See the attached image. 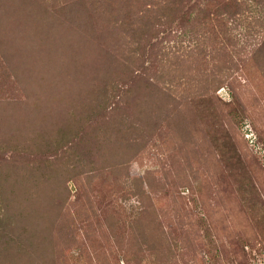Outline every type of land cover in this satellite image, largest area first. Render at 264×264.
I'll list each match as a JSON object with an SVG mask.
<instances>
[{"label": "trees", "instance_id": "obj_1", "mask_svg": "<svg viewBox=\"0 0 264 264\" xmlns=\"http://www.w3.org/2000/svg\"><path fill=\"white\" fill-rule=\"evenodd\" d=\"M135 1L120 0L122 13L111 27H104L103 21L99 25L81 0L0 1V46L5 45L0 55V264H75L78 258L68 254L75 241L89 236L93 228L88 225L97 223L99 229L103 221L112 229L118 213L131 225L125 241L138 249L146 242L159 264H166L177 237L182 247L178 264L195 250L190 233L197 223L187 203L171 208L178 199L174 193L154 206L152 196L162 190L158 178L173 171L184 173L177 175L178 183L192 189L201 171L194 168H204L210 150L207 137L195 130L200 100L191 109L189 97L204 98L210 88L219 90L238 66L215 46L208 47L207 57L199 40L190 49L180 42L163 43L164 32L189 0ZM15 34L24 47L19 71L25 66L22 61L27 63V72L19 77L17 65L9 64L5 54L6 47L16 46L10 41ZM108 38H115V53L107 52L98 69L99 61L89 51L102 53L96 46L101 48ZM254 57L261 59L257 70L264 72V51ZM204 70L213 79L206 78ZM9 71L27 95L23 103L10 100L11 89L5 84L11 81ZM207 101L201 100L202 107ZM95 136L96 148L103 150L100 159L90 155ZM82 142L90 143L83 147ZM145 149L149 151L143 153ZM133 156L140 163H161L160 168L139 174L129 166ZM228 159L232 165L239 161ZM103 164L112 171H101ZM107 172L113 187L102 213L89 197L69 200V182L84 191L90 179H102ZM221 186L229 192L222 184L217 188ZM133 198L138 205L126 214L120 202ZM234 200L230 195L226 203L232 207ZM221 218L222 213L210 218L219 237L227 225ZM23 220L33 224L27 247L19 237ZM233 243L231 252L239 253L241 246Z\"/></svg>", "mask_w": 264, "mask_h": 264}, {"label": "rangeland", "instance_id": "obj_2", "mask_svg": "<svg viewBox=\"0 0 264 264\" xmlns=\"http://www.w3.org/2000/svg\"><path fill=\"white\" fill-rule=\"evenodd\" d=\"M81 2L87 5L84 9H88L92 16L97 17L99 25L103 21L104 27H111L112 23L119 19L118 15L122 7L120 0H81ZM84 9L82 12H85ZM182 9L177 14L178 18L173 27L164 32L163 43L169 41L168 45L175 46L180 42L182 48L190 49L196 47V42L199 40L202 46L204 45L207 57H210L208 47L215 46L216 51L219 49L223 53L225 60L235 61L238 67L234 76L219 90L210 88V94L204 98L189 97V100L193 101L191 109L199 104L195 112L197 113L195 130L207 137L209 155L204 159V168L194 166V169L201 171H197L200 173L199 178L195 180L192 189L190 186L178 183L180 180L177 179V175L184 174L180 171H173L170 175L159 177L157 183L162 190L157 189L158 192L152 196L155 201L154 206L167 201V198L175 193L174 197L178 199L173 200L174 205L172 204L171 208H175L176 203L178 206L187 203V207L193 213L190 218L192 222L197 223V226L190 234L191 239L194 240V243L191 242L195 245V250L188 252L180 264H264V72L257 70L263 62L261 59L257 61L254 57L264 51V0H189ZM230 15L234 19L228 20ZM210 23H216L217 26L213 28ZM182 24L192 27L187 29ZM4 28L5 26L1 29ZM10 41L17 44L14 47H6L5 54L9 64L17 65L18 70L15 72L18 71L19 77L27 72V63L24 61H22L25 65L22 68L23 71H19V61L24 60V56L23 58L20 56L23 54L24 47L16 41V34ZM114 43L115 38H108L101 43L103 45L101 48L96 46L102 51L96 56L93 51H89L94 60L99 61L97 68L104 64L107 52L114 55L116 48ZM4 46V44L0 46L2 56ZM83 52L85 53V50ZM33 58L34 56L30 59ZM207 71L204 70L203 74ZM9 74L11 81H6L5 84L8 89H11L10 100L23 103L27 95L21 83H14V74L11 72ZM206 78L213 79L208 75ZM208 86L209 84L206 85ZM198 99L200 103L194 104ZM202 99L209 100L203 103V107ZM220 131L226 136V140L222 138ZM96 139L95 136L89 144L92 152L90 155L100 159L103 150L99 151L102 147L96 148ZM88 143L90 142H82L81 145L85 147ZM93 146L96 148L95 151ZM148 151L145 149L142 152ZM4 156L7 159L10 158V155ZM134 157L136 156L131 158L133 162L129 166L139 174H144L147 170L157 171L160 168L161 163L153 164L152 161L147 160L140 163ZM228 157L235 160L238 158L239 161L232 165L231 162H226ZM101 171H112V169L103 164ZM101 176L97 175L90 179L89 185L84 186V191L76 190L75 184L72 181L69 182L68 187L72 190L69 200L77 202L89 197L93 203L95 201L99 213H102L104 209L102 211L101 207H104L110 199L113 185L109 183L111 177L109 172L102 179ZM164 181H166L165 186L162 184ZM9 184L4 183V186L7 187ZM218 184L229 188V192L223 190L222 186L217 188ZM2 188L3 185L0 198L3 196ZM230 195L232 199H235L232 207L226 203ZM120 203L126 214L132 213L131 211L138 205L136 198L122 200ZM71 208L73 209L74 205ZM105 213L108 214V212ZM218 213H222L221 221L224 225L227 224L221 230L220 237L210 221L211 216ZM113 216L116 217V223L112 229H109L103 221L99 229L97 223L93 226L91 222L88 225L93 228L90 230L91 233L88 237L83 236V242L75 241V246L68 254L69 258L71 255L78 258L73 260L75 264H128L126 257L130 260V264H159L155 255L146 247V242H143L142 248L138 249L128 240L125 241L131 229L129 218L126 215L121 217L119 213ZM1 219L0 217V225ZM100 220H104V217H100ZM20 225L22 227L20 241L23 247H27L31 235L29 227L33 224L23 220ZM12 239L14 242L18 240L17 235ZM6 241L7 238L2 239L1 243L5 244ZM230 243L241 246L240 252L233 254ZM120 244L123 247L122 250ZM105 246H107V254L103 255L101 250ZM181 249L177 237V244H172L170 258L166 264H178Z\"/></svg>", "mask_w": 264, "mask_h": 264}]
</instances>
